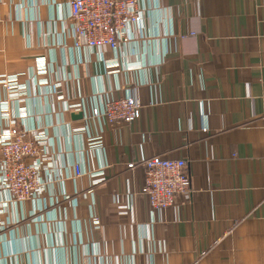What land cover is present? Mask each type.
Listing matches in <instances>:
<instances>
[{
	"label": "crops",
	"instance_id": "1",
	"mask_svg": "<svg viewBox=\"0 0 264 264\" xmlns=\"http://www.w3.org/2000/svg\"><path fill=\"white\" fill-rule=\"evenodd\" d=\"M67 3L0 0V79L18 76L23 88L9 109H25L22 126L49 138L42 192L1 216L0 264H264V0H142L134 46L79 53ZM35 59L51 70L34 76ZM40 79L62 80L64 104ZM99 91L132 92L140 116L89 119ZM152 156L185 160L190 177L191 193L162 213L142 194ZM78 160L104 173L75 178Z\"/></svg>",
	"mask_w": 264,
	"mask_h": 264
},
{
	"label": "built area",
	"instance_id": "2",
	"mask_svg": "<svg viewBox=\"0 0 264 264\" xmlns=\"http://www.w3.org/2000/svg\"><path fill=\"white\" fill-rule=\"evenodd\" d=\"M148 4V2H146ZM142 0H68L67 20L70 29L72 50L79 53L80 49L107 48L117 51L122 46H134L135 34L143 36L144 10ZM193 35V34H190ZM148 38H157L151 30ZM51 63L44 59H35L34 73L37 77L46 75L51 70ZM138 66L136 62H129L126 68ZM118 64H108L105 69L117 68ZM62 80L49 83L45 79L38 80L40 86L48 88L55 101L64 104ZM0 86L6 94L0 99V230L4 229L1 216L9 205L33 201L42 192L41 174L48 160L44 156L43 145L49 141L45 131L40 127L27 129L22 126L26 118L25 109H19L17 116H13L9 104L22 97L23 88L18 82V76L6 75L0 79ZM92 104L89 119L105 120L110 124L131 122L140 116L141 105L136 96L130 92L125 97L114 99L104 98L99 91ZM69 107V106H68ZM74 112L81 111L76 108ZM85 118V117H84ZM1 122L5 124L1 125ZM205 132V128L201 129ZM86 135L90 145L97 143L96 150L102 149L101 136L87 137L86 127H82L81 134ZM101 152V151H99ZM144 179L142 194L145 196L152 213H162L175 204L177 197L191 193L190 177L183 159L174 160L152 156L141 162ZM134 163L127 165L132 169ZM104 165L98 171L85 172L90 176L102 175ZM75 178H79L81 171L79 160L72 165ZM84 173V174H85ZM121 211L127 210L125 207ZM93 229L99 228V219L91 217Z\"/></svg>",
	"mask_w": 264,
	"mask_h": 264
},
{
	"label": "water",
	"instance_id": "3",
	"mask_svg": "<svg viewBox=\"0 0 264 264\" xmlns=\"http://www.w3.org/2000/svg\"><path fill=\"white\" fill-rule=\"evenodd\" d=\"M74 118V120H80L82 118L81 114H73L72 116Z\"/></svg>",
	"mask_w": 264,
	"mask_h": 264
}]
</instances>
